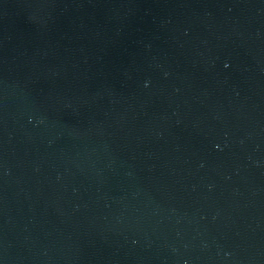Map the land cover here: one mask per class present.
Wrapping results in <instances>:
<instances>
[{
    "label": "water",
    "instance_id": "water-1",
    "mask_svg": "<svg viewBox=\"0 0 264 264\" xmlns=\"http://www.w3.org/2000/svg\"><path fill=\"white\" fill-rule=\"evenodd\" d=\"M0 264H264V0H0Z\"/></svg>",
    "mask_w": 264,
    "mask_h": 264
}]
</instances>
